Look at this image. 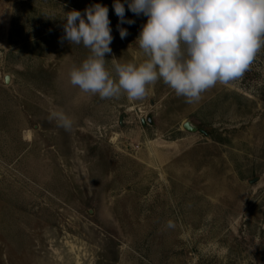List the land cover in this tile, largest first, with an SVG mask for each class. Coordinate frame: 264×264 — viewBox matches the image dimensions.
<instances>
[{
  "label": "rangeland",
  "instance_id": "374dc122",
  "mask_svg": "<svg viewBox=\"0 0 264 264\" xmlns=\"http://www.w3.org/2000/svg\"><path fill=\"white\" fill-rule=\"evenodd\" d=\"M96 3L109 71L143 62L127 0L131 25L114 0H0V264H264V51L195 103L163 81L100 99L69 82L89 50L61 42L65 12Z\"/></svg>",
  "mask_w": 264,
  "mask_h": 264
},
{
  "label": "clouds",
  "instance_id": "9594fccd",
  "mask_svg": "<svg viewBox=\"0 0 264 264\" xmlns=\"http://www.w3.org/2000/svg\"><path fill=\"white\" fill-rule=\"evenodd\" d=\"M127 7L147 17L136 39L146 59L135 64L113 58L112 71L105 59L114 39L108 7L96 3L83 13L65 12L61 42L82 44L90 52L69 72L73 87L100 99L124 95L138 101L163 81L191 104L217 84L242 78L264 51V0H127ZM113 8L120 24L135 23L125 19L121 0H114ZM117 27L120 38H126L127 29ZM49 119L72 130L73 121L63 111L52 112Z\"/></svg>",
  "mask_w": 264,
  "mask_h": 264
},
{
  "label": "water",
  "instance_id": "95a60500",
  "mask_svg": "<svg viewBox=\"0 0 264 264\" xmlns=\"http://www.w3.org/2000/svg\"><path fill=\"white\" fill-rule=\"evenodd\" d=\"M7 79H8V76H7ZM184 127L189 129V130H192V131H195L198 129L197 125H195L192 121L190 120H186L184 121L183 123Z\"/></svg>",
  "mask_w": 264,
  "mask_h": 264
}]
</instances>
